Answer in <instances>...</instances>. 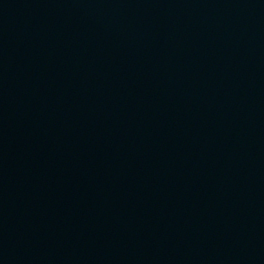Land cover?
Instances as JSON below:
<instances>
[{"label":"water","instance_id":"water-1","mask_svg":"<svg viewBox=\"0 0 264 264\" xmlns=\"http://www.w3.org/2000/svg\"><path fill=\"white\" fill-rule=\"evenodd\" d=\"M0 264H264V0H0Z\"/></svg>","mask_w":264,"mask_h":264}]
</instances>
